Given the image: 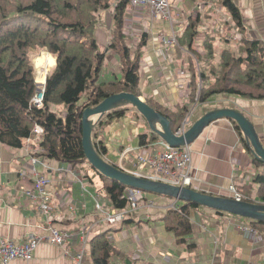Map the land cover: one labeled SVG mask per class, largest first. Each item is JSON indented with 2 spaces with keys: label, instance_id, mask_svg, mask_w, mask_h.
I'll use <instances>...</instances> for the list:
<instances>
[{
  "label": "crops",
  "instance_id": "1",
  "mask_svg": "<svg viewBox=\"0 0 264 264\" xmlns=\"http://www.w3.org/2000/svg\"><path fill=\"white\" fill-rule=\"evenodd\" d=\"M171 1L172 15L176 19L175 29L182 36V45L169 48L171 59L158 54L164 46L162 35L170 31L169 23L152 16L149 10L138 11L133 20L137 27L143 28L142 33L146 34L139 69V86L143 94L141 97L175 108L179 104L189 103L190 72L200 69L199 58L204 61L207 56V49L202 44L205 33L214 36L216 64L220 63L223 50L237 52L243 37L264 42V0H233L240 9L244 34L233 27L231 14L217 0ZM114 15V9L100 13L95 38L103 47L109 45L112 38ZM191 22H195V27L201 32L197 33L195 40L190 41V29L187 25ZM126 28L125 32L131 34ZM137 35L140 33L134 35L135 40L139 38ZM223 41L228 46L218 52L216 43ZM128 43L130 44V37ZM192 46L197 50L195 53L191 51ZM190 56L193 57L192 60ZM54 59L52 66L43 64L47 66L44 81L38 80L39 72L44 67L37 70V89L46 82L48 72L56 65V56ZM101 70L99 82L108 81L114 75L121 76L120 61L113 50L107 49ZM198 86H201V80ZM51 106L55 107L54 104ZM192 106L194 111L191 125L214 109L233 107L242 111L251 120L264 144V98L221 92ZM57 107L62 108V105ZM129 108L132 106H128ZM128 111L102 128L99 137L107 148L104 156L107 161L118 167L131 168L136 162V154L142 153L152 144L141 145L140 135L147 134L150 138L152 130L145 118ZM40 140L41 137L35 135L26 139L22 147H11L0 140V238L20 241L31 234H48V220L37 204L23 193L32 185L28 170L32 167V157H37L40 162L36 164V169L51 179L47 187L51 197V225L74 234L68 246L72 255L85 247L83 264H95L91 241L103 232H107L108 239L119 251V255L114 256L110 264H264V233L260 234L258 231V236H252L242 228L249 227L244 219L228 213L221 214L207 207L192 211L193 231L189 243L192 240L194 245L190 247L186 242L177 243L175 234L167 229L162 217L171 205L181 201L164 195L150 192L144 194V201H153L154 205L145 206L141 200L138 208L126 221L114 225L102 221L95 212L96 199L102 206L106 203L110 205L109 197L107 196L106 201L102 194L103 182L96 181L97 187H94V179H83L75 169V175L59 171L57 168L60 165L66 166L67 163L39 155L43 151L39 146ZM189 146L196 177L192 187L215 195L233 197L235 191L240 193L237 190L240 186L245 191H250V196L255 201H259L257 195L256 198L252 196V191L256 188L253 182L255 158L232 119L212 121ZM83 187L89 193H83ZM240 195L244 196L242 193ZM104 208L113 209L108 205ZM84 223L93 224L87 232L86 241L85 235L81 233ZM8 264L75 262L65 255L62 247L45 242L38 245L31 258L13 259Z\"/></svg>",
  "mask_w": 264,
  "mask_h": 264
},
{
  "label": "trees",
  "instance_id": "2",
  "mask_svg": "<svg viewBox=\"0 0 264 264\" xmlns=\"http://www.w3.org/2000/svg\"><path fill=\"white\" fill-rule=\"evenodd\" d=\"M217 2L231 14L233 27L243 33L244 24L235 2ZM112 7L115 8L113 34L109 45L103 47L95 38V29L100 13ZM130 8L129 0H0V140L11 147H22L26 139L35 136V126L41 125L44 132L39 146L43 151L39 155L70 163L83 179L93 178L89 172L98 176L113 209L127 206L129 188L100 175L88 162L82 145V116L87 107L95 106L111 94L128 91L143 95L139 86V69L146 34L142 33L133 46L128 43L125 13ZM195 25V22L187 25L190 41L201 32ZM181 37L178 35V42L182 45ZM213 38L208 33L203 36L202 44L207 49V56L204 61L199 58L200 69L190 72L188 104L168 108L146 99L169 119L173 131L179 129L192 105L217 93L264 98V42L243 37L237 52L223 50L221 61L216 64ZM34 47H46L57 59L47 75L42 106L32 102L37 82L29 52ZM107 49L117 54L122 72L121 76L114 75L108 81L99 82ZM191 51L195 53L197 50L192 46ZM52 104L62 105V108L52 110ZM128 110L126 105L110 110L96 123L93 142L102 157L106 155L107 148L99 137L100 131ZM233 122L244 141L239 125L235 120ZM149 135L150 138L147 134L140 135L141 145L161 139L154 131ZM254 163L256 195L259 201L264 202V162L254 159ZM237 190L244 195L242 200L255 202L250 191L240 186ZM200 207L195 202L181 201L177 209L165 211L162 221L175 234L177 243L194 245L192 240L189 243L193 231L191 214ZM246 219L250 227L264 233V221ZM91 244L95 264H110V260L119 255L107 232L93 238Z\"/></svg>",
  "mask_w": 264,
  "mask_h": 264
},
{
  "label": "built area",
  "instance_id": "3",
  "mask_svg": "<svg viewBox=\"0 0 264 264\" xmlns=\"http://www.w3.org/2000/svg\"><path fill=\"white\" fill-rule=\"evenodd\" d=\"M131 9L128 12H135V10L145 11L149 10L152 16L166 21L169 23L170 31L168 34L162 35L164 46L160 48L159 55L163 58L171 59L169 54V48L178 47V31L175 29L176 19L172 15V1L171 0H129ZM135 14V13H134ZM45 82L38 87L36 94L32 98V102L36 106L43 105ZM194 108L188 113L183 123L176 131V134L182 135L186 129L191 125L192 115ZM34 132L37 137H41L44 129L41 125L37 124L34 128ZM136 162L133 167L126 168L121 167L123 170L133 173L135 175L146 177L155 181H161L164 183L192 187L196 177L194 175V169L192 165V150L189 145L172 146L165 140H158L153 142L150 147H147L142 153H137L135 156ZM40 161L37 157H32V167L28 170L31 175L32 185L26 188L23 193L37 204L42 215L48 220L49 225L47 227L48 234L35 235L31 234L25 239L15 241L13 239L0 238V262L2 264H8L11 260L17 258L29 259L32 257L33 252L41 243H52L58 245L64 249V253L70 256L75 264H83V255L85 247L75 254H71L68 249L74 234L68 230L59 229L51 225L52 217L50 216L51 197L47 192V187L51 183V179L44 174L40 173L36 169V164ZM64 173H71L75 175V171L70 163L66 166L60 165L57 168ZM26 174V172H24ZM234 192V191H233ZM83 193H89V191L83 187ZM234 198L241 200L242 195L238 192H234ZM128 204L123 209H105L100 202L95 203V212L101 217V220L114 225L118 222H123L133 213L139 206L141 200L144 201V192L138 189H129L126 195ZM145 206H153L154 202L146 200ZM179 204L171 205V208L177 209ZM93 227L92 223H84L81 227V233L85 235V241L87 238V232ZM252 236H258L259 233L252 227L242 226Z\"/></svg>",
  "mask_w": 264,
  "mask_h": 264
},
{
  "label": "water",
  "instance_id": "4",
  "mask_svg": "<svg viewBox=\"0 0 264 264\" xmlns=\"http://www.w3.org/2000/svg\"><path fill=\"white\" fill-rule=\"evenodd\" d=\"M125 105L134 107L148 122L151 130L172 146L191 144L205 126L214 120L220 118L235 120L244 134L254 158L264 162V144L253 123L242 111L233 107L211 110L197 119L184 134L178 135L171 128L169 119L151 106L143 97L132 92L122 91L111 94L95 106L87 107L84 110L82 116V145L88 162L100 175L116 180L128 188L164 195L180 201H191L201 207H207L215 211L264 221L263 201L238 200L191 187L155 181L125 171L102 157L93 142V129L104 114Z\"/></svg>",
  "mask_w": 264,
  "mask_h": 264
},
{
  "label": "rangeland",
  "instance_id": "5",
  "mask_svg": "<svg viewBox=\"0 0 264 264\" xmlns=\"http://www.w3.org/2000/svg\"><path fill=\"white\" fill-rule=\"evenodd\" d=\"M111 9H114V11H115V8L113 7V8H111ZM131 10H132V8H130ZM138 11L139 10H135V12H128L127 11V13H125V23H126V27H128V28H126V30L128 29V30H130V32H131V34H128L129 35V37H130V44L131 45H134L135 44V38H134V35H136V33H140V35L142 34V30H143V28L142 27H137L135 24H134V15L135 14H138ZM135 13V14H134ZM98 24H99V20H98V22H97V26H98ZM140 35L138 36V37H140ZM228 45L223 41V42H221V43H219V42H217L216 43V49H217V51L219 52V50L220 49H222V48H224V47H227ZM50 51H48V49L46 48V47H34V48H32L31 50H30V52H29V57H30V59H31V61H32V64H33V66H34V70H35V78L37 79V70L40 68V67H44V69H41V71H40V73L43 71V73L45 72V70L47 69V66H52V65H54L53 64V62H52V60L50 59V55L54 58V54L53 53H51ZM47 56V57H46ZM43 57H46L47 59L44 61V62H41V59L43 58ZM55 60V59H54ZM44 63H47V66L46 65H43ZM193 107L194 106H191V109H190V111L193 109ZM51 109L52 110H56L57 108H56V106L54 107V106H51ZM129 110L130 111H128V112H135V113H138L139 115H141L138 111H136L135 110V108L134 107H132V108H129ZM189 111V112H190ZM91 175H92V179H94V181L92 182V186H94V187H97V185H96V181H101V179L98 177V176H95L92 172L90 173ZM146 193H148V192H146ZM103 195H104V197H105V199H106V201L108 200V197H107V195L105 194V192L104 193H102ZM252 196L253 197H255L256 198V188H254L253 189V191H252ZM172 199V198H171ZM106 205H108V207L110 206L109 205V203L107 204H104L103 206L104 207H106ZM245 221H247V219L246 218H243Z\"/></svg>",
  "mask_w": 264,
  "mask_h": 264
},
{
  "label": "bare ground",
  "instance_id": "6",
  "mask_svg": "<svg viewBox=\"0 0 264 264\" xmlns=\"http://www.w3.org/2000/svg\"><path fill=\"white\" fill-rule=\"evenodd\" d=\"M197 1V0H196ZM207 25V24H206ZM47 57V56H46ZM46 57H43L42 59H41V62H44L47 58ZM50 59L52 60V62H53V64L55 63L54 61V58L50 55ZM45 76H46V70H45V72L43 73V71L40 73L39 72V77H38V80L39 81H44L45 80Z\"/></svg>",
  "mask_w": 264,
  "mask_h": 264
},
{
  "label": "clouds",
  "instance_id": "7",
  "mask_svg": "<svg viewBox=\"0 0 264 264\" xmlns=\"http://www.w3.org/2000/svg\"><path fill=\"white\" fill-rule=\"evenodd\" d=\"M195 106H196V105H195ZM190 126H191V125H190ZM190 126H189V127H190ZM187 129H188V128H187ZM187 129H186V130H187ZM175 132H176V131H175ZM34 133H35V132H34ZM35 135H36V133H35ZM42 136H43V134H42ZM42 136H41V138H42ZM36 137H37V135H36ZM163 140H164V139H163ZM187 145H190V144H187ZM72 167H73V166H72ZM120 168H121V167H120ZM73 169H74V168H73ZM191 188H193V187H191ZM129 189H130V188H129ZM144 193H145V192H144ZM233 198H234V197H233ZM173 199H174V198H173ZM241 200H242V199H241ZM177 201H180V200H177Z\"/></svg>",
  "mask_w": 264,
  "mask_h": 264
},
{
  "label": "flooded vegetation",
  "instance_id": "8",
  "mask_svg": "<svg viewBox=\"0 0 264 264\" xmlns=\"http://www.w3.org/2000/svg\"><path fill=\"white\" fill-rule=\"evenodd\" d=\"M146 100V99H145ZM243 136H244V134H243ZM245 138V137H244ZM194 188V187H193ZM194 189H196V190H199V189H197V188H194ZM200 191H204V190H200ZM205 192H207V191H205ZM208 193H210V192H208Z\"/></svg>",
  "mask_w": 264,
  "mask_h": 264
}]
</instances>
